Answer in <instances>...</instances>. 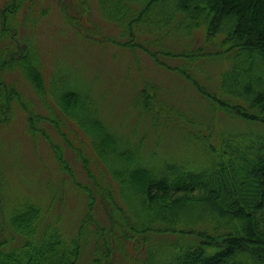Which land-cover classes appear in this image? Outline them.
I'll use <instances>...</instances> for the list:
<instances>
[{
    "label": "trees",
    "instance_id": "16d2710c",
    "mask_svg": "<svg viewBox=\"0 0 264 264\" xmlns=\"http://www.w3.org/2000/svg\"><path fill=\"white\" fill-rule=\"evenodd\" d=\"M35 2L4 0L0 8V124L10 118L11 106H19L28 111L33 137L40 134L52 144L42 126L50 120L69 144L62 123L73 121L89 148L74 147L89 180L85 185L75 181L87 210L68 235L59 217L47 219L49 207L39 197L7 183L0 159V264H83L86 252V264H119L120 257L124 264H264V0H96L103 19L119 30L118 37L102 35L103 43L141 51L185 78L210 113H222L226 123L216 133L217 145L210 141L212 122L193 121L157 99L154 83L141 82L131 102L137 119L125 131L103 115L107 89L99 97L93 89L98 69L85 80L54 61L45 83L33 34H17L34 24L28 7ZM74 2L60 7L67 23L69 13L79 19L70 11ZM197 29L204 38L192 45ZM88 33L94 37L96 32ZM173 39L181 48L169 45ZM172 58L176 64L169 62ZM212 61L224 63L214 92L196 75ZM9 71L19 72L44 100L48 95L49 114L32 108V101L7 80ZM173 110L184 123L181 152L192 145L200 149L193 160L160 154L159 141L147 144V133L138 132L137 122L148 118L161 140L159 128L170 127L167 115ZM195 123L205 130L195 132L190 127ZM53 150L60 169L67 170L62 148ZM53 186L47 185L50 199ZM95 204L104 207L106 226L95 221Z\"/></svg>",
    "mask_w": 264,
    "mask_h": 264
},
{
    "label": "rangeland",
    "instance_id": "374dc122",
    "mask_svg": "<svg viewBox=\"0 0 264 264\" xmlns=\"http://www.w3.org/2000/svg\"><path fill=\"white\" fill-rule=\"evenodd\" d=\"M3 1L0 0V8ZM60 1L71 5V0H36L33 8L28 7L31 10L29 18L32 21L35 20L34 24L29 23L25 29L17 32L18 35L33 34L42 62L41 70L45 83L52 74L54 61L61 62L67 70L71 67L74 71H78L79 76L85 80L91 78L99 70L100 78L93 83V89L98 97L101 89H107L105 98L101 101L104 109L103 115L109 116L111 123L122 131L127 130L137 119V109L131 106V102L141 82L144 80L145 83H154L158 87L157 99L167 103L174 110L179 109L193 118V121L200 120L202 124L212 122L213 129L210 128L209 131H212L210 141L213 145H217L218 134L216 133L224 128L226 120L220 119L222 116L220 111L210 113L207 110V101L193 89L185 78L163 68L141 51L131 53L112 43H103L102 35L109 38L118 37L119 30L115 25L103 19L96 0H78L81 3L80 6L74 0L76 3L74 2L75 5L70 8V11H74L73 14L78 13L75 15L79 19L73 18L74 16L69 13L67 16L70 24L64 21ZM78 9L79 12L76 11ZM77 24H80V28L76 27ZM79 31L82 34H78ZM92 31H95L97 35L95 33L94 37L90 36L88 32ZM86 34L92 39L87 38ZM192 38V45L202 43L203 31L200 29L193 31ZM168 43L173 48H181L178 39L170 40ZM169 62L177 63L174 59ZM223 68L224 63L222 62H204L203 71H198L196 75L210 91L214 92V90L217 91L219 74ZM9 72L6 75L7 80L14 81L24 98L32 101V108L41 114H49V108L44 104L47 102L49 107L51 105L48 95L44 100V97H40L34 87L19 72ZM68 78L70 79V76ZM54 109L55 106L52 111L56 115ZM174 110L167 115L172 121L170 127L165 131L159 128L158 133H162L161 140L156 137L157 134L148 118L137 122L138 132L147 133L145 139L147 144L157 139L160 154L164 156L171 154L177 158L193 160V153L199 148L192 145L189 146L190 149H185L184 153L181 152L183 144L179 127L184 123L174 115ZM27 113V110H22L19 106H11L8 111L10 118L0 124V159L6 169L7 183L13 189L30 195L32 198L39 197L44 206L41 205L44 208L49 207L46 214L47 219L59 217V226L62 230L68 235L72 234L87 210L85 194L77 188L75 181L84 185L89 184L86 171L74 147L81 146L82 149L89 150L85 146L87 141H84L82 131L71 120L62 123V130L66 131L70 140L69 144L59 137L55 125L50 123V120L48 124L43 121L42 126L52 144H49V140L41 137L40 134H35L33 137L30 125H28ZM195 113L199 115L196 116ZM157 115L164 120L167 118L164 117L166 115L160 113ZM207 120L208 123L205 122ZM190 127L195 132L205 130L196 126V123L195 126L190 125ZM130 131L131 128L127 133ZM54 147L62 148L67 170L60 169L54 157ZM51 183L56 188L52 199L47 191V185ZM91 213L97 223L107 225L108 217L103 206L95 204ZM135 255L138 254L135 253ZM87 260L86 252L82 263L86 264ZM118 261L119 264H124L121 257Z\"/></svg>",
    "mask_w": 264,
    "mask_h": 264
}]
</instances>
